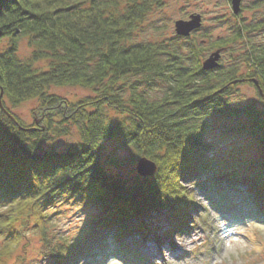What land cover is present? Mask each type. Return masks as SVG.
<instances>
[{
	"label": "trees",
	"instance_id": "16d2710c",
	"mask_svg": "<svg viewBox=\"0 0 264 264\" xmlns=\"http://www.w3.org/2000/svg\"><path fill=\"white\" fill-rule=\"evenodd\" d=\"M162 2L0 0V94L14 117L0 106V235L7 240L0 264H7L31 222L40 229L42 258L50 264H103L109 258L151 264L142 251L146 242L164 243L200 222L193 216L201 210L197 191L229 221H264V110L254 104L235 107L231 92L250 83L264 104L250 81L256 79L264 94V51L250 54L248 72L239 75L221 63L205 70L197 42L191 56L176 46L131 43L146 15ZM23 38L33 47L26 59L18 55ZM39 61H47V68H37ZM131 78L168 87L151 99L137 83H128ZM51 86L92 88L96 95L72 103L48 94ZM4 97L14 106L38 99L41 122L24 124ZM107 109L122 118L112 120ZM215 115L235 119L237 126L224 132L252 138L259 156L240 162L212 159L207 136ZM70 124L79 130L78 143L61 150L44 146ZM117 139L155 162L156 172L130 182L110 172L106 165L120 161L105 153V144ZM63 203L89 211L87 223L79 237L53 242L49 213ZM161 216L170 224L159 228L166 231L158 236L150 222Z\"/></svg>",
	"mask_w": 264,
	"mask_h": 264
},
{
	"label": "rangeland",
	"instance_id": "374dc122",
	"mask_svg": "<svg viewBox=\"0 0 264 264\" xmlns=\"http://www.w3.org/2000/svg\"><path fill=\"white\" fill-rule=\"evenodd\" d=\"M192 14L202 16V26L189 38L179 36L175 30V22L189 19ZM196 42L201 44L198 53L201 62L211 52L220 50L219 63L222 68L228 69L234 66L239 75L245 74L249 70L248 56L264 51V0H242L238 14L234 13L231 0H163L160 6L154 7L146 15L131 40V43L163 44L170 50L176 46L186 56L190 55V47ZM217 42L225 43L220 48L216 46L213 48ZM8 44L9 40L4 39L3 49H6ZM18 45L19 57L22 59L30 57L33 47L29 45V39H21ZM47 66V61H39L36 64L39 69H46ZM128 83H137L139 91H145L151 99L160 98L168 87L163 81H155L150 87L142 78L136 80L131 78ZM47 91L48 94L57 95L72 103L96 95L94 89L80 86H51ZM231 92L235 107L254 104L259 110H264L263 101L254 85L238 84L233 86ZM129 94L130 92L126 90V97H129ZM4 101L10 111L24 124L32 125L37 120L41 122L38 99L15 106L6 97ZM107 113L112 120L122 118L113 110L107 109ZM211 120H217L207 136V141L213 147L209 152L212 159L217 161L234 159L240 162L254 160L259 156V148L252 138L241 133L224 132L227 128L237 126L235 119L215 115ZM240 120L246 119L240 117ZM79 141V130L70 124L65 134L52 136L50 140L44 141V146L61 150ZM105 153L117 155L120 161V165L116 167L106 165L110 172L124 177L129 182L137 175L142 177L137 172V162L140 157L132 149L123 147L118 139L106 142ZM194 196L201 210L193 216L200 222L192 226L189 233H178L164 243L158 244L152 239L146 242L142 251L150 256L151 264H264V221L258 219L229 221L217 212L201 192H195ZM3 210L4 208H0V211ZM49 214L53 216L47 226L48 237L56 242L61 238L70 240L79 237L87 223L89 211L78 204L63 203L59 204L57 209H51ZM33 224L31 222L29 227L24 229L25 236L8 257L7 264H50L42 258L45 251L43 240L40 229ZM150 224L153 233L160 236L166 230L158 229L170 223L161 216L155 217ZM5 244L7 240L0 235V250ZM103 264L128 263L118 258H109Z\"/></svg>",
	"mask_w": 264,
	"mask_h": 264
},
{
	"label": "water",
	"instance_id": "95a60500",
	"mask_svg": "<svg viewBox=\"0 0 264 264\" xmlns=\"http://www.w3.org/2000/svg\"><path fill=\"white\" fill-rule=\"evenodd\" d=\"M241 1L242 0H231L232 8L235 14H238L241 9ZM202 26V16L200 14H192L190 15L189 19H180L175 22V30L179 36L188 37L194 31L198 30ZM221 59V51L217 50L212 52L209 57H207L203 61V68L205 70H210L217 68L219 66V62ZM245 79L234 81L233 83L236 84L237 82H245ZM258 88L260 95L264 98V94L262 91L259 82L256 79H251ZM3 91L0 94V106L6 112L10 118L14 119V117L3 108L1 99H2ZM157 170V165L152 160L142 157L137 162V172L142 177L152 176Z\"/></svg>",
	"mask_w": 264,
	"mask_h": 264
}]
</instances>
